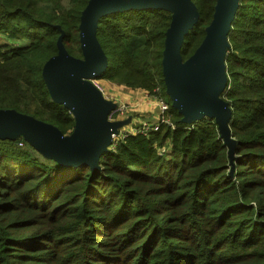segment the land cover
<instances>
[{"label":"trees","instance_id":"trees-1","mask_svg":"<svg viewBox=\"0 0 264 264\" xmlns=\"http://www.w3.org/2000/svg\"><path fill=\"white\" fill-rule=\"evenodd\" d=\"M216 1L194 0L200 17L183 59L205 36ZM87 2L0 0V108L72 131L73 114L52 100L41 72L58 51L56 25L82 56ZM170 21L161 8L103 16L97 36L109 67L98 77L160 84L176 127L119 138L94 169L61 165L23 137L0 139V264H264V0H240L228 35L222 96L232 108L233 163L215 120L181 122L165 91Z\"/></svg>","mask_w":264,"mask_h":264},{"label":"water","instance_id":"water-1","mask_svg":"<svg viewBox=\"0 0 264 264\" xmlns=\"http://www.w3.org/2000/svg\"><path fill=\"white\" fill-rule=\"evenodd\" d=\"M239 5L240 0H217L201 43L183 59L185 36L200 17L194 0H88L79 23L82 56L67 50L65 30L56 25L60 30L58 51L44 62L41 72L52 100L73 114L72 131L65 134L51 122L15 108H0V139L23 137L44 157L61 165L99 168L101 157L110 150L113 134L132 119L110 120L108 115L116 103L91 80L109 67L97 36L99 20L119 11L161 8L171 13L162 56L163 81L171 104L182 115L183 123L213 118L233 163L237 140L230 127L232 108L222 94L228 84V35Z\"/></svg>","mask_w":264,"mask_h":264},{"label":"built area","instance_id":"built-area-1","mask_svg":"<svg viewBox=\"0 0 264 264\" xmlns=\"http://www.w3.org/2000/svg\"><path fill=\"white\" fill-rule=\"evenodd\" d=\"M91 80L97 86V88L104 94V96L107 99H111L116 103V106L110 111L108 115V118L110 120H121L129 116L130 109L133 110L135 106L127 102L120 101L111 92L110 94L108 92L106 93L104 85L98 76L91 78ZM161 93H162V86L158 84V86H156V88L154 89V93L152 95L149 94V96L155 100L158 110H159V115H158L157 120L153 122L148 119H142L139 122V126H135V120L131 116L132 119L130 123L121 127L118 133L113 134L112 144L110 147L114 146L116 140H118L121 137L126 136L129 133L147 134L151 131L159 130L161 124L163 123L170 124L172 127H176V124L173 122L172 118H170L171 117L169 114L170 103L166 100V98ZM129 125L130 127H128ZM19 144L23 145L24 142L19 141ZM161 152H165V149L162 148Z\"/></svg>","mask_w":264,"mask_h":264},{"label":"rangeland","instance_id":"rangeland-1","mask_svg":"<svg viewBox=\"0 0 264 264\" xmlns=\"http://www.w3.org/2000/svg\"><path fill=\"white\" fill-rule=\"evenodd\" d=\"M0 38H2V37H0ZM101 81L104 85L106 93L108 92L110 94V92L112 91L111 93L114 94L115 97L117 99H119L120 101L127 102V103L135 106L133 108V110L130 109V111H129V116H132L133 119H136L135 118L136 114L134 111L136 108V100L138 102H140L139 99H134V98L140 96L141 94L144 95L145 93L152 95L154 93V89L156 88V86H158V83H156L152 88H128V87L124 86L123 84H118V83L112 82V81L107 80V79H101ZM138 112H140V111H138ZM139 122L140 121L136 119L135 120V126H139ZM128 127H130V125Z\"/></svg>","mask_w":264,"mask_h":264},{"label":"crops","instance_id":"crops-1","mask_svg":"<svg viewBox=\"0 0 264 264\" xmlns=\"http://www.w3.org/2000/svg\"><path fill=\"white\" fill-rule=\"evenodd\" d=\"M134 99L140 100V102L136 100V108L134 110L136 114L135 118L139 121H141L142 119H148L150 121L155 122L159 115V110H158L155 100L152 97H150L149 94L147 93H145L144 95L141 94L140 96Z\"/></svg>","mask_w":264,"mask_h":264}]
</instances>
